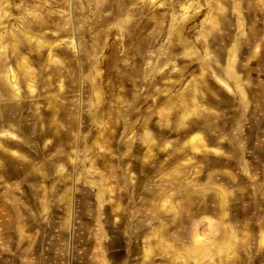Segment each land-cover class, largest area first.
<instances>
[{
  "label": "rangeland",
  "instance_id": "374dc122",
  "mask_svg": "<svg viewBox=\"0 0 264 264\" xmlns=\"http://www.w3.org/2000/svg\"><path fill=\"white\" fill-rule=\"evenodd\" d=\"M0 264H264V0H0Z\"/></svg>",
  "mask_w": 264,
  "mask_h": 264
},
{
  "label": "crops",
  "instance_id": "0c3cea01",
  "mask_svg": "<svg viewBox=\"0 0 264 264\" xmlns=\"http://www.w3.org/2000/svg\"><path fill=\"white\" fill-rule=\"evenodd\" d=\"M17 213L19 214V212L17 211Z\"/></svg>",
  "mask_w": 264,
  "mask_h": 264
}]
</instances>
